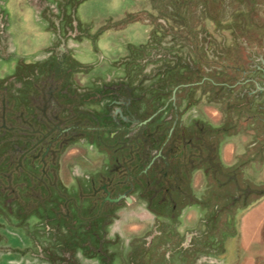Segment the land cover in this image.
Here are the masks:
<instances>
[{
	"label": "rangeland",
	"instance_id": "1",
	"mask_svg": "<svg viewBox=\"0 0 264 264\" xmlns=\"http://www.w3.org/2000/svg\"><path fill=\"white\" fill-rule=\"evenodd\" d=\"M54 61L69 66L72 88L122 82L161 102L169 78L206 77L174 96L182 126L193 120L220 126L213 156L219 170L199 161L190 171L192 204L153 212L129 191L132 201L99 218L100 235L92 238L78 235L79 222L68 234L70 224L27 207L37 192L34 164L25 168L31 174L11 175V185L3 186V172L11 171L7 147L19 143L1 129H17L24 104L33 119L29 105L63 80L47 67ZM189 65L192 71L181 75ZM80 106L98 110L103 102ZM107 160L88 139L69 141L53 180L58 188H78ZM1 179L0 264H264V0H0ZM15 192L24 200L21 209ZM72 239V246L64 244Z\"/></svg>",
	"mask_w": 264,
	"mask_h": 264
},
{
	"label": "flooded vegetation",
	"instance_id": "2",
	"mask_svg": "<svg viewBox=\"0 0 264 264\" xmlns=\"http://www.w3.org/2000/svg\"><path fill=\"white\" fill-rule=\"evenodd\" d=\"M47 67L53 77L63 80L50 85L44 93L48 99L43 94L40 104L29 105V114L33 115V119L29 118L27 104H24L21 114L17 113V129H1L2 137H15L19 143L7 147L6 152L9 153L5 163L11 171L7 173L5 169L3 172V186L8 185L11 175L16 177L23 171L31 174V168L27 171L25 168L34 164L38 173H32L30 181L36 179L32 182L37 192L31 193L34 200L25 203L35 213L39 211L48 218L58 219L61 225L63 221L70 224L65 229L68 234L74 233L71 226L79 222L82 231H76L78 235L84 231L88 237H98V219L108 217L120 201L131 202L129 191L132 190L153 212L167 210L172 214L196 200L189 175L199 161H204L211 171L219 170L213 156L215 133L220 126L204 128L198 120L182 126L175 109L176 93L184 86L201 84L206 78L204 75L191 80H185V75L181 79L175 76L176 81L169 78L166 82L171 84L169 93L161 102L156 94H135L122 82L114 86L102 83L91 91H80L66 84L69 66H60L54 61ZM193 67L183 68L180 74L185 70L192 71ZM88 100L102 101L103 107L92 110L80 106ZM109 102L114 105L108 110ZM15 108L14 105L10 107L11 110ZM162 113L163 116H160ZM42 127L48 130L41 131ZM80 138L88 139L98 151L106 152L107 168L93 170L78 188H58L52 173L57 168L58 153L69 141ZM119 170H122L121 176L117 174ZM19 181L23 184L22 179ZM40 190L42 195L38 192ZM246 192L245 189L242 196ZM14 196L18 199L19 209L24 207V204L21 205L24 200L16 192ZM86 200L91 205L83 210L81 206ZM70 207L73 213L69 212ZM66 243L72 246L73 239L65 240ZM3 248L0 246V250Z\"/></svg>",
	"mask_w": 264,
	"mask_h": 264
},
{
	"label": "crops",
	"instance_id": "3",
	"mask_svg": "<svg viewBox=\"0 0 264 264\" xmlns=\"http://www.w3.org/2000/svg\"><path fill=\"white\" fill-rule=\"evenodd\" d=\"M259 207H261V206H259Z\"/></svg>",
	"mask_w": 264,
	"mask_h": 264
}]
</instances>
